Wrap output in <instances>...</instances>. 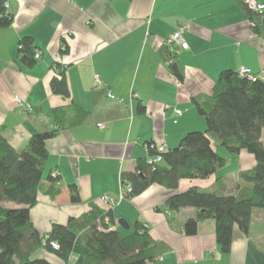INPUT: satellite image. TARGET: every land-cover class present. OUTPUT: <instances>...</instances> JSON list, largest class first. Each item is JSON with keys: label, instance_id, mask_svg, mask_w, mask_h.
<instances>
[{"label": "crops", "instance_id": "crops-1", "mask_svg": "<svg viewBox=\"0 0 264 264\" xmlns=\"http://www.w3.org/2000/svg\"><path fill=\"white\" fill-rule=\"evenodd\" d=\"M7 1L14 18L0 28L3 137L19 151L31 134L53 127V108L74 102L87 112L80 124L62 128L46 141L48 159L36 203L29 210L38 231L47 235L55 223L111 209L114 221L104 220L109 228L130 234L139 220L153 240L168 246L165 254L145 264H264V208L253 210L247 234L233 225L231 249L223 252L212 218L198 221L197 232L186 235L183 224L196 209H158L174 192L164 185L152 183L109 209L99 199L104 194L118 196L122 173L133 171L136 160L147 155V141L172 148L186 132L206 129L193 97L210 95L220 71L247 66L264 81V28L254 31L244 0ZM178 27L188 43L174 58L182 75L180 86L171 78V55L164 42ZM25 35L33 38L39 54L33 66L19 59L18 43ZM57 67L65 70L70 97L51 90ZM95 74L101 88L94 84ZM174 108L181 110L179 116ZM210 137L214 150L226 156L228 149L220 152L221 145L213 134ZM261 137L264 140V129ZM229 160L228 165L237 163L234 171L224 172L227 165L207 178L181 179L177 191L198 186L229 194L248 185L238 175L255 164L253 154L241 149L229 154ZM53 170L58 180L52 183L48 177ZM70 184H76L79 201L70 200ZM120 217L127 220L128 229L119 225ZM34 255L51 264H83L79 254H70L67 262L45 248Z\"/></svg>", "mask_w": 264, "mask_h": 264}, {"label": "trees", "instance_id": "trees-1", "mask_svg": "<svg viewBox=\"0 0 264 264\" xmlns=\"http://www.w3.org/2000/svg\"><path fill=\"white\" fill-rule=\"evenodd\" d=\"M0 0V28L13 22L14 14ZM252 28L260 32L264 27V12L251 11L243 2ZM19 59L33 66L36 48L33 38L21 37L18 43ZM60 66V65H59ZM170 72L182 78L175 60L169 63ZM51 80V90L70 97L65 70L57 67ZM195 107L206 119V129L186 132L180 142L162 152L159 164H149L147 156L136 160L133 171L122 173V182L129 184L128 197L140 194L152 183L174 191L161 208L170 210L193 207L197 213L183 224L184 232H197L198 221L214 220L215 238L219 249L229 252L233 225L247 234L251 228L254 209L264 208V81L250 79L230 68L219 72L210 95L193 97ZM139 112L144 107L138 104ZM53 127L30 135L24 148L17 151L3 137L0 128V264H51L46 258L35 256L40 248L53 252L67 262L70 254L83 256V264H145L154 261L168 250L166 243L153 240L148 227L137 220L132 233L123 234L108 226L105 218L113 220L111 209L95 210L66 224L55 223L47 235L41 234L30 220V208L36 203L37 189L42 181L48 159L46 141L60 129L80 124L85 109L72 102L51 110ZM210 133L218 144L228 149L223 156L214 150ZM145 144H151L147 141ZM245 149L252 153L255 164L239 172L241 185L234 193L222 194L191 186L177 191L178 182L185 178H207L228 165L229 154ZM149 154L153 153L150 148ZM49 174L51 182L57 174ZM58 188H55L57 190ZM70 200L79 201L76 184H70ZM58 191V190H57ZM13 202L17 207H5L1 202ZM58 247L54 249L50 242Z\"/></svg>", "mask_w": 264, "mask_h": 264}, {"label": "built area", "instance_id": "built-area-1", "mask_svg": "<svg viewBox=\"0 0 264 264\" xmlns=\"http://www.w3.org/2000/svg\"><path fill=\"white\" fill-rule=\"evenodd\" d=\"M244 3L246 4V6H248V8L251 11H255L258 14H262L264 12V3L258 2L257 0H244ZM5 6L8 9L9 8V3L8 1L5 2ZM182 27H178V29H176L173 33H171L168 38L164 41L166 42V47L171 55V59H169V61H167V64H169L170 62H172L174 60V58L177 55V52L179 51V48H183V49H187L188 48V43L187 41H185L184 37H183V31H182ZM39 57L38 52L34 55V58L37 59ZM237 72H239L240 75L242 76H248L250 79L252 80H256L257 78H259V74H255L253 72H251V70L249 69V67H244L241 66L238 68ZM172 80L174 81L176 86H180L181 85V80H179V78L174 75L173 73H170ZM94 84L95 86L101 88L102 84H101V78H99L98 74L94 75ZM107 96L111 99H115V95L108 91L107 92ZM16 102H19L20 104H22L21 99L16 96L15 98ZM25 108L26 110H31V106L29 104H25ZM174 114L176 116H179L181 114V110L178 108H174ZM176 121V119H174ZM99 127H105V125L103 123H98L97 124ZM150 148L153 150V153L155 154H149L148 152L150 151ZM166 145L161 143V144H156L155 142L151 141V144H145V152L147 153V160L149 164H159V162L162 161V152L166 151ZM57 171L53 170L52 172V176L56 175ZM120 189H119V194L117 197H113L111 195H101L99 197V199L107 206V208H111L112 206L116 205L118 202H120V200L122 199H131L128 197L129 192L131 190V187L129 186V184H124V182H121L120 184ZM107 219V218H105ZM50 245H52V247L54 249H56L58 247L57 243H55L54 241L50 242Z\"/></svg>", "mask_w": 264, "mask_h": 264}, {"label": "rangeland", "instance_id": "rangeland-1", "mask_svg": "<svg viewBox=\"0 0 264 264\" xmlns=\"http://www.w3.org/2000/svg\"><path fill=\"white\" fill-rule=\"evenodd\" d=\"M224 146H221V147H219V151L220 152H223V153H226V150L227 149H225L224 150ZM236 167H237V163H232L231 165H228L227 167H225V169H223L224 170V172H231V171H234L235 169H236ZM127 231H131V230H127Z\"/></svg>", "mask_w": 264, "mask_h": 264}, {"label": "water", "instance_id": "water-1", "mask_svg": "<svg viewBox=\"0 0 264 264\" xmlns=\"http://www.w3.org/2000/svg\"><path fill=\"white\" fill-rule=\"evenodd\" d=\"M118 220H119L120 226H122L125 229L129 228V224H128L127 220H125L123 217H120Z\"/></svg>", "mask_w": 264, "mask_h": 264}]
</instances>
